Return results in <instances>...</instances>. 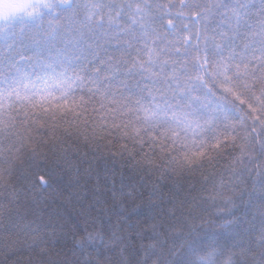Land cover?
<instances>
[{
    "label": "snow or ice",
    "instance_id": "obj_1",
    "mask_svg": "<svg viewBox=\"0 0 264 264\" xmlns=\"http://www.w3.org/2000/svg\"><path fill=\"white\" fill-rule=\"evenodd\" d=\"M0 264H264V0H0Z\"/></svg>",
    "mask_w": 264,
    "mask_h": 264
},
{
    "label": "trees",
    "instance_id": "obj_2",
    "mask_svg": "<svg viewBox=\"0 0 264 264\" xmlns=\"http://www.w3.org/2000/svg\"><path fill=\"white\" fill-rule=\"evenodd\" d=\"M96 163H99L101 167L103 166V161L93 162L94 167L96 166ZM83 167H87V165L85 164ZM114 167L118 171L122 170L126 176L133 175L132 171L127 166L122 165L119 161L115 163ZM74 176V170L65 169L63 171H60L56 175L55 183L52 189H48L42 195L39 194L38 190L36 192H33L31 190L21 191V199L22 201H26L28 203H35L33 201V197L35 196L40 208H43L45 211H49L52 209L58 210L65 216V218L69 222V226H71V224L76 221V216L72 205L66 202V198L72 191V182ZM252 217L253 212L249 211L245 216V221L247 222L252 220ZM255 223L257 224V226L259 225L258 220H256ZM244 226H247V223H245ZM65 251H67V249H65Z\"/></svg>",
    "mask_w": 264,
    "mask_h": 264
}]
</instances>
